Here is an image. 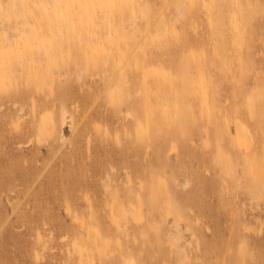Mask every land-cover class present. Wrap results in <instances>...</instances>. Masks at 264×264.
<instances>
[{
  "label": "rangeland",
  "instance_id": "obj_1",
  "mask_svg": "<svg viewBox=\"0 0 264 264\" xmlns=\"http://www.w3.org/2000/svg\"><path fill=\"white\" fill-rule=\"evenodd\" d=\"M0 264H264V0H0Z\"/></svg>",
  "mask_w": 264,
  "mask_h": 264
},
{
  "label": "bare ground",
  "instance_id": "obj_2",
  "mask_svg": "<svg viewBox=\"0 0 264 264\" xmlns=\"http://www.w3.org/2000/svg\"><path fill=\"white\" fill-rule=\"evenodd\" d=\"M103 32L105 31V30H102ZM102 32V36H106V33L104 34ZM235 32H237V30L235 31ZM234 33V32H233ZM238 33V32H237ZM235 34V33H234ZM236 36H237V34H235ZM236 36H234L233 35V41L235 42V44H236V41H237V39H238V36L236 37ZM237 39H236V38ZM100 39H101V47H102V49H103V51H105L106 50V47H107V38H102V37H100ZM236 39V40H235ZM239 43V42H238ZM235 44H233V45H235ZM149 84H150V87H151V89H156V88H158L159 86H161V84L159 83V81H157L156 79H154V80H150L149 81ZM155 119L157 120V123H158V125H159V123H160V121H159V114H157L156 116H155ZM65 121H66V112L65 111H63L62 112V114H61V122H62V124H64L65 123ZM236 127V126H235ZM235 131H236V136H237V138H238V140H237V142L241 145V146H244V148H246V149H250L249 148V142H248V139L245 137L246 136V134H245V136L243 135V133H242V130H241V128L240 127H236L235 128ZM138 200V198H136V203L135 202H133L131 199H128V200H126V202H125V204L126 205H128V207H129V213H130V216H131V220H132V222L134 223V227H135V229H139L140 227H139V225L141 224V222H142V218H141V211H142V208H143V204L141 203V201H137ZM169 212H170V210H169V208L168 207H166V214H169ZM120 213H119V211H117L116 209H115V207H113V215L118 219L119 218V215ZM143 235V234H142ZM140 237H141V235H140ZM96 240H97V238H94V241L96 242ZM177 240H178V238H176L175 240H173L172 241V246H174L175 244V242H177Z\"/></svg>",
  "mask_w": 264,
  "mask_h": 264
}]
</instances>
